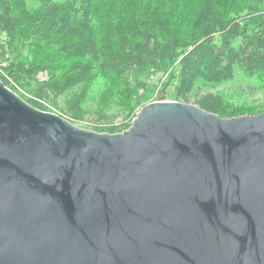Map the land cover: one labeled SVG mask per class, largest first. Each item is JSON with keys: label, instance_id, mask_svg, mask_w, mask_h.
<instances>
[{"label": "water", "instance_id": "water-1", "mask_svg": "<svg viewBox=\"0 0 264 264\" xmlns=\"http://www.w3.org/2000/svg\"><path fill=\"white\" fill-rule=\"evenodd\" d=\"M0 264H264V111L156 100L111 133L0 78Z\"/></svg>", "mask_w": 264, "mask_h": 264}, {"label": "trees", "instance_id": "trees-1", "mask_svg": "<svg viewBox=\"0 0 264 264\" xmlns=\"http://www.w3.org/2000/svg\"><path fill=\"white\" fill-rule=\"evenodd\" d=\"M0 66L28 103L97 131L128 128L113 121L147 101L148 72L177 100L257 114L215 88L239 70L264 91V0H0Z\"/></svg>", "mask_w": 264, "mask_h": 264}, {"label": "rangeland", "instance_id": "rangeland-1", "mask_svg": "<svg viewBox=\"0 0 264 264\" xmlns=\"http://www.w3.org/2000/svg\"><path fill=\"white\" fill-rule=\"evenodd\" d=\"M4 64V63H3ZM0 70H2L0 66ZM2 72H4L2 70ZM5 73V72H4ZM144 78L148 79V87L151 89V91L147 94L148 97L146 98V103L156 101V100H177L174 97L173 93V86L169 85L163 86V83L165 79L167 78L164 76L163 78L159 79L156 77L155 73H147L144 74ZM165 88L166 92H163V89ZM215 89L220 90L221 92L228 95V99L233 104L238 105H245L246 107H264V91H260L255 83L254 79H247L243 76V74L238 70L236 73V76L233 80L227 81L222 83L221 85L217 86ZM213 89V90H215ZM164 93V94H163ZM23 94L29 95L28 93L24 92ZM53 112L60 114L58 108L53 107L52 105H47ZM142 107V106H141ZM138 107L135 111V113L141 108ZM61 115V114H60ZM134 115H132L130 118L122 120V116H118L113 121L115 124L120 125L122 122L127 123ZM105 123L101 122V120H97L93 123ZM92 121H83L81 123H77V125L84 127L88 125L93 124ZM83 125V126H82ZM88 128L89 127H84Z\"/></svg>", "mask_w": 264, "mask_h": 264}, {"label": "built area", "instance_id": "built-area-1", "mask_svg": "<svg viewBox=\"0 0 264 264\" xmlns=\"http://www.w3.org/2000/svg\"><path fill=\"white\" fill-rule=\"evenodd\" d=\"M53 112V111H52ZM132 120V119H131ZM130 124V123H129ZM126 129V128H125ZM124 130V129H123Z\"/></svg>", "mask_w": 264, "mask_h": 264}]
</instances>
